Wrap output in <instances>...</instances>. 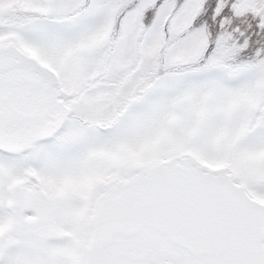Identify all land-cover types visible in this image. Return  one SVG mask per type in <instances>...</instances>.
I'll return each instance as SVG.
<instances>
[{
  "label": "snow or ice",
  "instance_id": "1",
  "mask_svg": "<svg viewBox=\"0 0 264 264\" xmlns=\"http://www.w3.org/2000/svg\"><path fill=\"white\" fill-rule=\"evenodd\" d=\"M0 264H264V0H0Z\"/></svg>",
  "mask_w": 264,
  "mask_h": 264
}]
</instances>
